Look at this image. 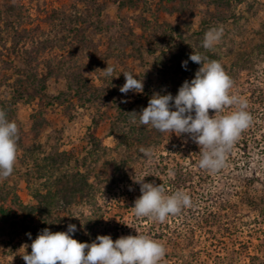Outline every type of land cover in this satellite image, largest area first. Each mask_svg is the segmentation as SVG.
I'll use <instances>...</instances> for the list:
<instances>
[{
  "label": "rangeland",
  "instance_id": "obj_1",
  "mask_svg": "<svg viewBox=\"0 0 264 264\" xmlns=\"http://www.w3.org/2000/svg\"><path fill=\"white\" fill-rule=\"evenodd\" d=\"M214 27L222 38L204 49ZM193 52L221 63L252 117L216 171L199 167L188 134L131 114L194 79ZM123 72L143 93L119 91ZM0 110L18 127L14 171L0 179L11 214H0V264H25L23 245L30 253L43 229L69 224L82 243L148 236L166 249L159 264H264V0H0ZM143 178L191 206L164 222L137 218Z\"/></svg>",
  "mask_w": 264,
  "mask_h": 264
},
{
  "label": "clouds",
  "instance_id": "obj_2",
  "mask_svg": "<svg viewBox=\"0 0 264 264\" xmlns=\"http://www.w3.org/2000/svg\"><path fill=\"white\" fill-rule=\"evenodd\" d=\"M222 35L223 28H210L204 35L202 47L212 49ZM189 59L201 65L194 79L185 80L175 97L171 93H154L147 107L139 114H131L134 122L138 117L140 125L161 133L188 134L200 147L199 167L216 171L224 167L225 154L250 125L252 117L245 111L247 101L230 95L233 82L220 62L194 52ZM187 63L183 61L182 67L187 69ZM101 71L112 77L115 70L107 65ZM123 75L125 83L119 88L121 93H143V80L136 79L131 72H123ZM233 105H238V110L221 115L226 107ZM210 110L214 115H209ZM6 115L0 110V179L12 175L17 160L18 127L15 122H9ZM141 151L145 158L153 155L150 150ZM134 181L140 185L141 192L132 207L137 218L164 222L169 215L191 206L189 195L182 191L166 195L162 184L144 182V178ZM76 230L74 224H69L67 231L43 229L32 241L30 253L26 251L29 245L22 246L25 248L22 259L25 264H159L166 254L162 243L145 235L121 236L115 241L110 235H98L92 243H82L73 238ZM27 235L31 238L30 233Z\"/></svg>",
  "mask_w": 264,
  "mask_h": 264
},
{
  "label": "trees",
  "instance_id": "obj_3",
  "mask_svg": "<svg viewBox=\"0 0 264 264\" xmlns=\"http://www.w3.org/2000/svg\"><path fill=\"white\" fill-rule=\"evenodd\" d=\"M85 183H86V181H85ZM85 186L87 187L88 185H85ZM73 190L76 191V187L74 185L71 186V188L66 189V192L72 191V193L70 192L71 194H69V195H72L73 194ZM0 214H1V216L11 215L10 212H7L6 210H3V209H0Z\"/></svg>",
  "mask_w": 264,
  "mask_h": 264
}]
</instances>
